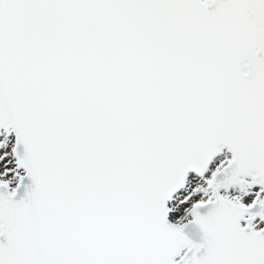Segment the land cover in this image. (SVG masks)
Wrapping results in <instances>:
<instances>
[{
    "label": "snow or ice",
    "instance_id": "obj_1",
    "mask_svg": "<svg viewBox=\"0 0 264 264\" xmlns=\"http://www.w3.org/2000/svg\"><path fill=\"white\" fill-rule=\"evenodd\" d=\"M0 264H264V0H0Z\"/></svg>",
    "mask_w": 264,
    "mask_h": 264
}]
</instances>
